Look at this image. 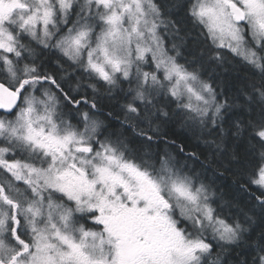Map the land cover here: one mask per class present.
Here are the masks:
<instances>
[{"label":"snow or ice","instance_id":"snow-or-ice-1","mask_svg":"<svg viewBox=\"0 0 264 264\" xmlns=\"http://www.w3.org/2000/svg\"><path fill=\"white\" fill-rule=\"evenodd\" d=\"M0 264H264V0H0Z\"/></svg>","mask_w":264,"mask_h":264},{"label":"trees","instance_id":"trees-1","mask_svg":"<svg viewBox=\"0 0 264 264\" xmlns=\"http://www.w3.org/2000/svg\"><path fill=\"white\" fill-rule=\"evenodd\" d=\"M194 143V141H193ZM232 178L228 175V174H225V178H224V182H229Z\"/></svg>","mask_w":264,"mask_h":264}]
</instances>
